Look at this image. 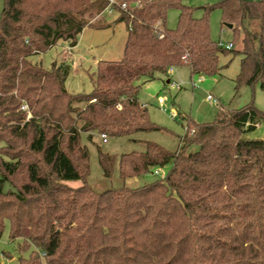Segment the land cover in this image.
<instances>
[{
	"label": "trees",
	"instance_id": "trees-1",
	"mask_svg": "<svg viewBox=\"0 0 264 264\" xmlns=\"http://www.w3.org/2000/svg\"><path fill=\"white\" fill-rule=\"evenodd\" d=\"M118 1L125 3L124 9L113 6V22L126 27L122 58L98 61L92 90L78 94L65 91L68 64L53 63L47 71L29 57L60 42L74 48L84 28L111 27L107 0L4 1L0 235L7 222L9 240H20L17 264H264V139L241 138L264 126V112L251 102L219 109L212 122L186 121L174 151L140 141L142 151L116 157L97 147L105 178L116 163L123 180L168 167L160 179L138 188L88 187L89 153L80 139L164 131L150 122L138 89L168 79L169 69L181 66L191 75L214 76L221 69L219 54L226 52L241 56L235 88L259 84L264 91V0H221L199 8L186 0ZM171 9L178 12L173 29L166 27ZM214 9L223 25L232 26L240 49L210 39ZM45 97L49 107L41 104Z\"/></svg>",
	"mask_w": 264,
	"mask_h": 264
},
{
	"label": "rangeland",
	"instance_id": "rangeland-1",
	"mask_svg": "<svg viewBox=\"0 0 264 264\" xmlns=\"http://www.w3.org/2000/svg\"><path fill=\"white\" fill-rule=\"evenodd\" d=\"M4 1L0 0V12ZM219 1L221 0H186L185 4L199 8ZM201 16L202 11L196 9L194 17ZM114 19L115 14L105 16V21L112 24L106 29L84 28L77 37L76 46L72 49L68 44L60 42L45 53L29 57V61L47 71L51 69L53 63L68 64L69 72L64 83L65 91L68 94L89 93L92 90L91 80L96 72L97 62H116L122 58L126 27L123 23H114ZM177 19V10H169L166 27L175 28ZM208 21L209 36L213 42L223 45L233 43L232 32L222 24L218 9L210 12ZM233 48L235 51L241 48L239 38L233 43ZM240 59L239 54L226 52L219 54L221 69L214 76L191 75L186 66H181L168 73V79H156L142 85L137 92L138 101L146 107L150 122L164 129L162 132L137 133L127 137L108 138L106 142H103L97 133L92 134L90 141H88L87 134H81V143L87 147L89 153L87 186L96 192L123 186L138 188L160 179L168 170V167H165L160 170V175H155L152 172L123 180L118 175L116 163L112 176L105 178L98 162L97 147L102 152L116 157L132 151H142L143 144L140 141H151L168 151H174L178 145V137L185 133L188 120L195 123L212 122L219 109H239L250 102L256 109L264 112V91L260 89L259 84L252 87L241 85L239 88H235ZM167 81L168 83H166ZM209 95L214 101L207 100ZM41 104L49 107L51 100L45 97ZM25 111L27 112L26 116L29 117L31 111L28 108ZM241 138L243 140L264 139V126L258 125L254 131L243 134ZM69 184L77 187L82 183L70 182ZM4 189L7 190L8 186L5 185ZM19 242L20 240L13 242L9 240V225L5 222L0 235V264H17L16 248ZM28 254L29 251L22 253L21 256L26 258Z\"/></svg>",
	"mask_w": 264,
	"mask_h": 264
},
{
	"label": "built area",
	"instance_id": "built-area-1",
	"mask_svg": "<svg viewBox=\"0 0 264 264\" xmlns=\"http://www.w3.org/2000/svg\"><path fill=\"white\" fill-rule=\"evenodd\" d=\"M114 5H118L121 9L125 8V3H119L118 0H107V6H106L104 12L107 15H114L116 13L115 9H113ZM218 45L220 47H223V48L228 49V50L232 48V44L231 43H229L228 45H223L222 43H218ZM172 70L173 69H169L168 73H170ZM207 100L208 101H214V99L212 98L211 95L207 96ZM20 109L25 111L27 109V105L26 104L21 105ZM100 137H101L103 142H106V138H105L104 135H101ZM154 174L155 175H160V172L159 171H154Z\"/></svg>",
	"mask_w": 264,
	"mask_h": 264
},
{
	"label": "water",
	"instance_id": "water-1",
	"mask_svg": "<svg viewBox=\"0 0 264 264\" xmlns=\"http://www.w3.org/2000/svg\"><path fill=\"white\" fill-rule=\"evenodd\" d=\"M226 27H227L228 29H231V28H232L231 25H226ZM166 83H168V81H167Z\"/></svg>",
	"mask_w": 264,
	"mask_h": 264
}]
</instances>
